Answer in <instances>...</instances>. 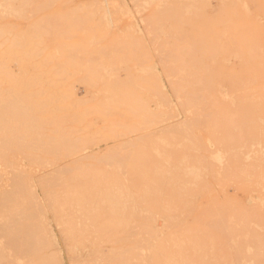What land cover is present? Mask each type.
Listing matches in <instances>:
<instances>
[{
	"label": "rangeland",
	"instance_id": "obj_1",
	"mask_svg": "<svg viewBox=\"0 0 264 264\" xmlns=\"http://www.w3.org/2000/svg\"><path fill=\"white\" fill-rule=\"evenodd\" d=\"M11 3L0 264H264V0Z\"/></svg>",
	"mask_w": 264,
	"mask_h": 264
},
{
	"label": "bare ground",
	"instance_id": "obj_2",
	"mask_svg": "<svg viewBox=\"0 0 264 264\" xmlns=\"http://www.w3.org/2000/svg\"><path fill=\"white\" fill-rule=\"evenodd\" d=\"M0 1H2V3H4V4H8V5H11L12 3H11V1H13V0H0ZM62 1V0H61ZM168 50V49H167ZM170 51V50H169ZM186 102V101H185ZM10 162V161H9ZM9 166V165H8ZM9 171V170H8ZM10 172H12L11 170H10ZM16 176V175H15ZM10 180H11V177H10ZM13 181V180H12ZM16 182V181H15ZM13 183V182H12ZM17 188V187H16ZM11 194H12V185L10 184V182L9 183H6V185L5 186H3L2 188H0V198H2V199H4V198H7L8 200H9V197L11 196ZM35 197V196H34ZM11 199V201H12V198H10ZM57 199V198H56ZM54 200V199H53ZM28 201V200H27ZM2 202V201H1ZM6 202V201H5ZM36 203V202H35ZM63 202H61V204H62ZM28 205V204H27ZM26 205V206H27ZM32 205V204H31ZM39 204L37 203L36 204V206H38ZM1 206V205H0ZM6 206V205H5ZM11 206V205H10ZM29 207V206H28ZM54 207H56V206H54ZM7 208V207H6ZM38 208V207H37ZM39 208H41V207H39ZM57 208V207H56ZM38 210V209H37ZM54 216V215H53ZM56 216V215H55ZM57 217V216H56ZM101 217V216H100ZM19 218H21V217H19ZM18 218V219H19ZM64 220V219H63ZM2 222V221H1ZM11 222V221H10ZM39 222V221H38ZM2 224H3V222H2ZM10 225V224H9ZM1 226V225H0ZM4 227V226H3ZM24 227H28V229L30 230V225L28 226V225H25L24 224V226H23V228ZM41 227V226H40ZM1 228V227H0ZM65 228V227H64ZM24 229H26V228H24ZM23 230V229H22ZM17 231V230H16ZM24 231V230H23ZM1 233V232H0ZM3 233H5V232H3ZM2 233V234H3ZM12 233V232H11ZM26 234V232L24 231L23 233L21 232V234H19L20 235V237H22V239L23 240H25L24 239V237L22 236V234ZM32 233H34V232H32ZM1 234V235H2ZM35 234V233H34ZM33 234V235H34ZM13 235V234H12ZM27 236L29 235V232L26 234ZM3 237H4V234L2 235ZM16 237V236H15ZM20 237H18L19 239H20ZM32 237H34V236H32ZM27 238H29V237H27ZM11 239V238H10ZM14 239V238H13ZM37 239H38V237H37ZM41 239V238H40ZM3 241H5V240H3ZM10 242H11V240H9ZM9 241H8V243H9ZM28 241V240H27ZM30 241H33V240H31V235H30V238H29V243H31ZM42 241H44V239L42 240ZM6 242V241H5ZM13 242V241H12ZM26 242V241H25ZM1 243V242H0ZM13 244H16V243H13ZM10 245V244H9ZM26 245H28V244H26ZM25 245V246H26ZM33 245V244H32ZM38 245H40V244H38ZM43 245V244H42ZM16 246H18V244H16ZM10 247H13L12 246V244L9 246V249H10ZM34 247H36V246H34ZM17 248H19V247H17ZM197 248V247H196ZM16 249V248H15ZM29 248H27V250H28ZM36 249V248H35ZM10 250H12V249H10ZM196 250V249H195ZM16 251V250H15ZM18 251V250H17ZM16 251V252H17ZM20 251V250H19ZM18 251V252H19ZM12 252V251H11ZM15 252V253H16ZM17 252V253H18ZM17 253H16V255H17ZM29 253H31V252H29ZM19 254V253H18ZM201 254V253H200ZM1 255V254H0ZM59 255V254H58ZM197 255V254H196ZM0 262H3V260L2 261H0ZM5 263H7V262H5Z\"/></svg>",
	"mask_w": 264,
	"mask_h": 264
}]
</instances>
